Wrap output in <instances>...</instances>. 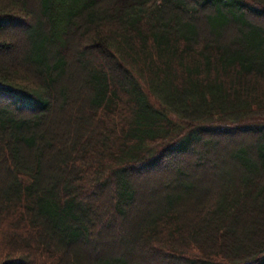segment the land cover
I'll use <instances>...</instances> for the list:
<instances>
[{
  "label": "trees",
  "instance_id": "1",
  "mask_svg": "<svg viewBox=\"0 0 264 264\" xmlns=\"http://www.w3.org/2000/svg\"><path fill=\"white\" fill-rule=\"evenodd\" d=\"M0 54V264H264V0H0Z\"/></svg>",
  "mask_w": 264,
  "mask_h": 264
},
{
  "label": "rangeland",
  "instance_id": "2",
  "mask_svg": "<svg viewBox=\"0 0 264 264\" xmlns=\"http://www.w3.org/2000/svg\"><path fill=\"white\" fill-rule=\"evenodd\" d=\"M14 33L17 34L18 32H14ZM14 33H13V34H14ZM0 56H2V54H0ZM5 56H6V55H3L2 57H3V58H6ZM8 58L10 59V57H8ZM9 59H8V60H9ZM5 60H6V59H5Z\"/></svg>",
  "mask_w": 264,
  "mask_h": 264
}]
</instances>
